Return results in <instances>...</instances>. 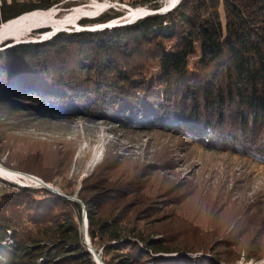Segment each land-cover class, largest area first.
I'll return each mask as SVG.
<instances>
[{
  "label": "trees",
  "instance_id": "16d2710c",
  "mask_svg": "<svg viewBox=\"0 0 264 264\" xmlns=\"http://www.w3.org/2000/svg\"><path fill=\"white\" fill-rule=\"evenodd\" d=\"M58 1L3 0L0 22ZM128 3L155 8L160 0ZM0 100L30 113L163 128L206 148L238 147L264 158V0H181L129 24L0 50ZM107 192L85 201L87 232L106 264L236 263L224 251L198 247L200 259L170 257L164 252L195 251L134 227L130 235L117 216L96 215ZM81 209L47 188L2 191L0 264H96L83 241ZM230 242L246 259L263 253Z\"/></svg>",
  "mask_w": 264,
  "mask_h": 264
},
{
  "label": "rangeland",
  "instance_id": "374dc122",
  "mask_svg": "<svg viewBox=\"0 0 264 264\" xmlns=\"http://www.w3.org/2000/svg\"><path fill=\"white\" fill-rule=\"evenodd\" d=\"M109 1L68 0L44 10L56 18L76 15L77 20L106 10ZM128 1L121 2L132 5ZM113 8L121 6L113 2ZM144 9L129 7L127 16L110 22ZM47 24L68 26L44 19L29 20L17 29L5 23L0 40L20 38L30 27ZM15 104L0 100V163L6 168L0 173V193L29 186L78 201L82 232L83 223L88 225L85 201L108 190L94 206L96 215L117 216L125 232L134 227L161 240L183 242L190 250L207 248L219 256L224 251L232 255L233 264H264L263 157L238 147L206 148L163 128L139 130L103 116L30 113ZM129 233L134 232L129 229ZM227 240L249 247L247 253H263L246 259L243 251L239 255L227 246L231 243ZM169 245L175 244L170 240ZM92 246L102 256V247ZM194 251L173 252L170 257L205 255Z\"/></svg>",
  "mask_w": 264,
  "mask_h": 264
},
{
  "label": "water",
  "instance_id": "95a60500",
  "mask_svg": "<svg viewBox=\"0 0 264 264\" xmlns=\"http://www.w3.org/2000/svg\"><path fill=\"white\" fill-rule=\"evenodd\" d=\"M4 1L7 3L11 2V0H4ZM64 1H68V0H59L58 2L53 3L52 5H50L46 8H32V9L23 11L14 17H11V18H8L4 21H1L0 26L2 25L3 22L6 23V22H8L14 18H17V17H19L25 13H30V12L36 11V10L49 9L50 7L57 6ZM101 1H103V0H101ZM180 1L181 0H160V5L158 7L151 8V7H148L146 5H128L124 2H121V0H118V1H113V2H114V4L121 6V8H120L121 10L120 9L115 10L113 8V2L111 0V1H109L110 5L107 7L106 10L100 11V13L92 15V16L79 17L77 19L78 27L73 26L72 24L68 25L67 27H60V28H55L51 24L39 25L36 27L33 26V27H30L28 33L23 34L22 37H20V38H15V36H13V37H4L3 39H1L0 40V50L7 49L11 46H14V45H17L20 43L44 41V40L52 38L53 36H55L56 34H58L60 32L100 31V30L107 29V28H113L116 26L129 24V23L135 22L136 20L143 18L147 15L165 14L168 11L172 10ZM2 2H3V0H0V6L2 5ZM138 6L145 7L146 11L143 12L142 14L138 15V16L128 17L127 19H122L121 21H118L116 23H110L109 24V22L112 21L113 19H119V18H123L124 16H127L129 14V11H128L129 7H138ZM72 7H70V9ZM57 8H58V6H57ZM113 9H114V11L112 14L107 13L108 10H113ZM59 11H60V9H59ZM59 11H58V13H59ZM116 12H120V14H116ZM58 13H57V16H58ZM58 17H60V16H58ZM94 24L95 25L97 24V26L88 27V28L86 27L87 25H94ZM34 32L37 33V35L35 34L36 36L32 35ZM0 166H2L1 163H0ZM31 177L34 179H37V181H39L41 184H44L45 186L49 187L46 182L40 180L39 178L34 177V176H31ZM82 237H83L84 244L86 245L88 251L91 253L92 259L96 262V264H99V262L101 264H106L101 259L100 253L95 250V248L92 246V244L89 240V236H88V232H87V223H83V225H82ZM173 252L184 253V251H167L164 253L170 254Z\"/></svg>",
  "mask_w": 264,
  "mask_h": 264
},
{
  "label": "bare ground",
  "instance_id": "6f19581e",
  "mask_svg": "<svg viewBox=\"0 0 264 264\" xmlns=\"http://www.w3.org/2000/svg\"><path fill=\"white\" fill-rule=\"evenodd\" d=\"M145 11H146V9L136 11L132 17L138 16V15L142 14ZM75 16H74L73 19L72 18H67V19L56 18L53 14L49 13L46 10H36V11H32L30 13H25V15L23 14V16L22 15L19 16L21 18L17 17V18H19L18 20H14V19H17V18H14V19H12L13 21L10 20V21L6 22V25H8L10 23L8 25V27L11 26L14 29H17L20 26L25 25L26 22L29 21V20L44 19V20L50 21V22H52L54 24H58V25H71L72 24L73 26H78V23H77V20H76ZM84 16H86V15H84ZM116 22H118V21H116ZM116 22H109V24L110 23H116ZM3 24H5V23H3ZM6 25H4V27ZM93 26H97V25H92V26L87 25L86 27L88 28V27H93ZM5 169H3L2 166H0V173L6 172ZM35 180H37V179H35ZM99 264H101V263L99 262Z\"/></svg>",
  "mask_w": 264,
  "mask_h": 264
}]
</instances>
